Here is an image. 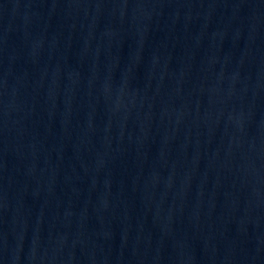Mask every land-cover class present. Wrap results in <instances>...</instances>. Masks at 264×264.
Wrapping results in <instances>:
<instances>
[{"label":"water","instance_id":"water-1","mask_svg":"<svg viewBox=\"0 0 264 264\" xmlns=\"http://www.w3.org/2000/svg\"><path fill=\"white\" fill-rule=\"evenodd\" d=\"M0 264H264V0H0Z\"/></svg>","mask_w":264,"mask_h":264}]
</instances>
